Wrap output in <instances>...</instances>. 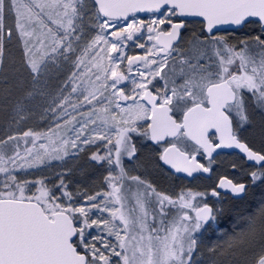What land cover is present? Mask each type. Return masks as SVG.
I'll list each match as a JSON object with an SVG mask.
<instances>
[{"label":"snow or ice","instance_id":"1","mask_svg":"<svg viewBox=\"0 0 264 264\" xmlns=\"http://www.w3.org/2000/svg\"><path fill=\"white\" fill-rule=\"evenodd\" d=\"M0 107V264H264V0H0Z\"/></svg>","mask_w":264,"mask_h":264},{"label":"rangeland","instance_id":"2","mask_svg":"<svg viewBox=\"0 0 264 264\" xmlns=\"http://www.w3.org/2000/svg\"><path fill=\"white\" fill-rule=\"evenodd\" d=\"M146 18L147 17H144V19ZM140 42L141 43L144 42L143 37L140 38ZM129 49L130 51H133L135 49L134 41L130 42ZM31 103H35V102H31ZM26 126H39L43 128L47 126V121L41 122L39 118L37 117L35 118L34 121L33 120L28 121ZM4 127H5V121L4 123L0 124V131H2ZM90 150H95V149H90ZM144 156H145V153L142 152L141 158H143ZM86 159H87V153H84L82 156L79 157V162L81 163V168L83 169L84 174L81 173V169L77 168L73 171L72 176L69 177V179L73 182V189H75V186L77 184H80L82 187L91 186V182L96 179L97 175H100L99 169L95 168L94 166H89L85 163ZM125 164L126 166L134 167L136 164V161L129 162L127 158L125 159ZM73 165H74V161L72 160H68L64 164H62L61 161L53 160L50 162L49 167L42 169L40 172H37L36 175L42 174V175L51 176L53 173L60 171L61 167H72ZM132 174L145 175L147 176V178L151 179L154 183L158 184V186H160L161 188H167L169 191H173V192L178 191L181 185L186 186V187L199 186V190H203V187L211 182L209 179H204L200 176L189 182L178 179L177 177L165 178L153 172L151 168H148L147 171H144L143 169H141L140 171H134ZM210 239L215 240L216 236L213 234L210 237Z\"/></svg>","mask_w":264,"mask_h":264},{"label":"flooded vegetation","instance_id":"3","mask_svg":"<svg viewBox=\"0 0 264 264\" xmlns=\"http://www.w3.org/2000/svg\"><path fill=\"white\" fill-rule=\"evenodd\" d=\"M238 157V152L236 151H231V152H222L219 156H217L215 158V166L213 168V172L219 173L220 175H228L230 178L233 176L239 177L241 175L239 168L236 170V172H233L231 170V162H236V163H240V161L243 159L242 157H240L239 159H237ZM127 159V158H125ZM245 167H247V164H245ZM178 179L184 180V181H191V180H187L183 177L180 176H176ZM204 179H208L206 178L207 175L204 176H200ZM213 179H218V176H213Z\"/></svg>","mask_w":264,"mask_h":264},{"label":"trees","instance_id":"4","mask_svg":"<svg viewBox=\"0 0 264 264\" xmlns=\"http://www.w3.org/2000/svg\"><path fill=\"white\" fill-rule=\"evenodd\" d=\"M5 121V113L2 109V107H0V124L4 123ZM256 196H259V193H255Z\"/></svg>","mask_w":264,"mask_h":264},{"label":"water","instance_id":"5","mask_svg":"<svg viewBox=\"0 0 264 264\" xmlns=\"http://www.w3.org/2000/svg\"><path fill=\"white\" fill-rule=\"evenodd\" d=\"M141 18H142V17H141ZM227 30L229 31V30H231V29L228 28ZM224 152H231V150H226V151H224ZM236 152H238V150H236ZM205 175H207V174H205ZM178 176L184 177V178H186V179H191V178H187L186 174H184V173H179Z\"/></svg>","mask_w":264,"mask_h":264}]
</instances>
